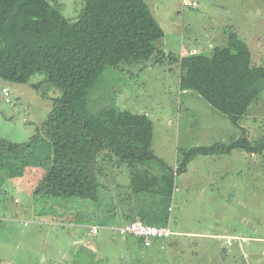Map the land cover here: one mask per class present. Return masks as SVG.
Returning <instances> with one entry per match:
<instances>
[{"label":"rangeland","instance_id":"374dc122","mask_svg":"<svg viewBox=\"0 0 264 264\" xmlns=\"http://www.w3.org/2000/svg\"><path fill=\"white\" fill-rule=\"evenodd\" d=\"M48 1L70 23L79 19L84 5L83 0ZM189 1L196 7L184 0H145L165 33L156 44L164 52L161 60L158 54L145 61L131 53L107 67L88 96L92 114L115 108L152 123V150L158 160L138 166L158 187H164V177L175 173L184 153L192 149L230 145L244 137L253 146L264 143V90L247 115L233 121L179 85L184 50L210 57L232 37L248 45L254 66L264 68V0ZM61 96L47 74H37L26 84L0 78V138L26 143L37 135L47 138L54 154L45 169L26 167L19 180L0 171V264H264V152L235 150L193 159L175 176L170 194L151 190L155 196L133 206L142 209L150 223L169 226L175 235L155 247L143 246L140 253H123L125 243L137 242L120 240L104 228L114 226L105 218L120 211L108 215L102 198L92 202L51 195L57 156L52 132L42 125ZM102 171L100 182L112 193L117 186L116 193L122 194L118 198L131 192L128 169L106 161ZM104 201L108 206L107 198ZM56 215L65 221L56 223ZM84 215L86 225L100 227L98 236L90 238L85 224L79 227ZM223 237L237 241L228 247Z\"/></svg>","mask_w":264,"mask_h":264},{"label":"trees","instance_id":"16d2710c","mask_svg":"<svg viewBox=\"0 0 264 264\" xmlns=\"http://www.w3.org/2000/svg\"><path fill=\"white\" fill-rule=\"evenodd\" d=\"M83 3L79 19L70 23L48 0H0V78L26 84L37 74H47L48 82L62 92L42 125L43 130L52 132L57 156L52 197L92 202L102 198L108 215L114 209L120 211L113 218H105L113 220L110 223L114 226L134 220L155 225L142 209L133 207L153 196L151 190L157 184L138 166L158 160L152 150V123L143 115L115 108L92 114L88 96L107 67L121 63L131 53L145 61L158 54L160 61L164 52L156 44L165 33L145 0ZM179 65L181 90L196 92L233 121L245 117L264 90V68L253 65L248 45L238 37H232L227 47L216 48L210 57L204 53L181 57ZM51 149L47 138L42 140L37 135L26 143L0 138V171L9 179L19 180L26 167L45 169L54 156ZM235 150L261 154L264 143L253 146L244 137L230 145L192 149L177 163L176 173L185 172L197 157L231 155ZM106 161L128 169L131 192L124 191L122 198H118L122 194L116 193L117 186L114 194L100 182ZM174 181V173L163 179L169 194ZM105 198L108 206L104 205ZM58 216L56 223L61 221ZM137 216L141 218L135 219ZM85 218L83 222L89 224ZM89 237H95L90 228ZM131 238L145 246L134 236L118 237L127 242Z\"/></svg>","mask_w":264,"mask_h":264},{"label":"built area","instance_id":"2783aa9c","mask_svg":"<svg viewBox=\"0 0 264 264\" xmlns=\"http://www.w3.org/2000/svg\"><path fill=\"white\" fill-rule=\"evenodd\" d=\"M184 4L188 6L195 5L189 0H184ZM196 53V51L192 52V54ZM186 55L187 54H185V56ZM5 94L7 95L6 91ZM25 224L27 225L28 223ZM104 228L111 231L117 237L126 238L127 236H134L138 239H141L143 240V243L146 247H151L157 241H167L175 235L169 226L146 224L141 220H134L119 226H105ZM90 233L94 236L99 235L100 227H90ZM223 239L226 241V244L229 247L233 246L235 241H237V239L232 237H223ZM242 241L243 239L238 240V242Z\"/></svg>","mask_w":264,"mask_h":264},{"label":"crops","instance_id":"0c3cea01","mask_svg":"<svg viewBox=\"0 0 264 264\" xmlns=\"http://www.w3.org/2000/svg\"><path fill=\"white\" fill-rule=\"evenodd\" d=\"M193 4H195V5H193L192 7H196V3H193ZM194 51H196L197 52V50H194ZM185 54H189V51H187V50H184L183 52H182V56H185ZM190 165V164H189ZM178 170L176 169V172H177ZM174 173L175 174V176L177 175V173ZM154 178V177H153ZM159 184V183H158ZM162 187V188H161ZM161 187H158V185L156 184V190L158 191V193L156 194V195H159V194H161V192L163 193V190H165V188L163 187V186H161ZM164 188V189H163ZM153 190H154V188H153ZM154 195V194H153ZM59 216H61V215H59ZM63 221H65V220H61L60 221V223H62ZM80 222H81V226H79V227H82V225L83 224H85L86 225V223L85 222H83V220L82 219H80ZM163 222H160L159 224H162ZM58 225H61V224H58ZM92 227V226H95L94 224L93 225H86V226H83V227H86V229L88 228L89 229V227ZM79 236H80V234H79ZM227 245V244H226ZM156 245L154 244V246L153 247H155ZM229 247V246H228ZM233 247V246H232ZM79 248H83V246H81V247H79ZM145 248V247H144ZM109 250V249H108ZM142 250H143V246H140L138 243L137 244H125L124 246H122V248H121V252H123V253H132V252H137V253H140V252H142ZM111 252H113L112 251V249L110 250ZM109 254V253H108ZM110 258H112V257H108V259H110ZM117 261L115 260V262L114 263H116Z\"/></svg>","mask_w":264,"mask_h":264},{"label":"water","instance_id":"95a60500","mask_svg":"<svg viewBox=\"0 0 264 264\" xmlns=\"http://www.w3.org/2000/svg\"><path fill=\"white\" fill-rule=\"evenodd\" d=\"M152 191H154V193H158V192H156V190H152Z\"/></svg>","mask_w":264,"mask_h":264},{"label":"clouds","instance_id":"9594fccd","mask_svg":"<svg viewBox=\"0 0 264 264\" xmlns=\"http://www.w3.org/2000/svg\"><path fill=\"white\" fill-rule=\"evenodd\" d=\"M232 247V246H231Z\"/></svg>","mask_w":264,"mask_h":264}]
</instances>
